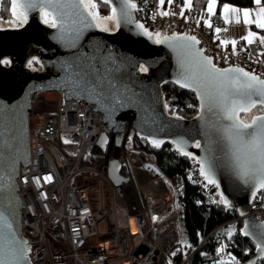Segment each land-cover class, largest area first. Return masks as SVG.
Here are the masks:
<instances>
[{
    "label": "built area",
    "instance_id": "1",
    "mask_svg": "<svg viewBox=\"0 0 264 264\" xmlns=\"http://www.w3.org/2000/svg\"><path fill=\"white\" fill-rule=\"evenodd\" d=\"M131 2L137 5L134 21L147 31L159 37L185 31L200 42L218 68L235 65L264 79V45L258 41L249 44L244 38L235 45L222 43L214 31L228 23L219 11L210 14L192 5L189 8L184 0H174L171 5L165 0L163 7L159 0ZM161 11L170 14L162 16ZM53 93L57 97H52ZM93 105L86 107L80 98H66L64 90L32 95L28 116L30 163L20 166L16 178L24 205L21 226L31 245L32 264L189 262L209 235L198 245L185 239L183 211L175 189L153 157L135 148L132 125H126L121 142L113 143L107 158L110 142L104 148L99 143L108 130L100 125L103 114ZM106 158L107 164H102ZM113 160L120 165L124 179L120 183L109 175ZM251 211L248 215L264 222V189L256 190ZM215 254L223 260L233 259L224 245Z\"/></svg>",
    "mask_w": 264,
    "mask_h": 264
},
{
    "label": "water",
    "instance_id": "2",
    "mask_svg": "<svg viewBox=\"0 0 264 264\" xmlns=\"http://www.w3.org/2000/svg\"><path fill=\"white\" fill-rule=\"evenodd\" d=\"M109 5L115 6L119 15V0H112ZM133 10L130 17L127 20L121 18L119 26L112 31H105L92 21V26L83 28L76 38L72 32H65L59 18L57 27L44 23V15L39 9L28 10L27 21L23 24L0 25V60L10 61L0 63V131L5 143L11 145L4 149L5 157L14 155L15 158L14 171L10 172L7 159L0 161V168L15 182V227L19 236L28 242L21 226L20 210L24 205L18 194L16 178L20 166L30 163L28 116L32 95L65 90L66 98H80L86 102V107L93 103V109L103 114L100 125L108 131L102 135L99 144L104 148L110 142L107 158L114 138L118 145L121 131L130 124L133 126L131 136L137 131L151 141H170L180 152L193 153L200 168L203 166L201 162L214 160L215 166L210 174L219 195L223 201L237 204L243 222L241 234L257 245V235L264 232V222L248 213L252 212L253 195L260 187L258 182L245 183L231 166L226 142L218 132L230 121L221 119L215 110L209 112L204 99L192 87L186 88L197 96L199 112L196 116L179 118L167 110L161 84L166 81L177 83L181 63L188 58L182 50L172 46L174 41L166 38L188 34L174 31L169 36L159 37L161 42L157 43L155 32L147 31L151 36L145 34L147 29H141V23L134 21ZM199 44H195L193 51L212 61L213 57L207 56ZM34 57L41 69L29 65ZM142 65L147 68L146 72L141 71ZM231 68L240 67L231 65L218 69ZM262 114L264 112L255 115ZM108 132H111L110 138ZM197 142L201 145L199 148L195 146ZM114 155H118L117 147ZM107 158L102 164H107ZM119 171V163L111 161L109 175L115 183L124 180ZM4 208L5 201L0 199V210ZM246 230L251 234L245 235ZM27 246L31 247L30 244ZM258 258H264V254L257 249L252 258L237 264H255ZM29 261L32 264L30 257Z\"/></svg>",
    "mask_w": 264,
    "mask_h": 264
},
{
    "label": "snow or ice",
    "instance_id": "3",
    "mask_svg": "<svg viewBox=\"0 0 264 264\" xmlns=\"http://www.w3.org/2000/svg\"><path fill=\"white\" fill-rule=\"evenodd\" d=\"M173 2L174 0H168L169 5ZM184 2L189 8L191 7L192 0H184ZM100 3L108 6L112 0H100ZM159 3L163 7L165 0H159ZM215 3L216 0H210L208 12L213 11ZM256 3L259 4L260 0H256ZM119 4V15L117 8L113 6L110 16L101 17L98 12L97 0H11L10 11L13 19L9 23L23 24L27 21L28 10L39 9L44 15V23L57 27L59 18L65 32H72L73 38H76L83 28L92 26V21L96 22V26L107 24L108 21H113L119 26L120 19L127 20L131 15V9L137 7L131 0H119ZM229 11L236 12L237 9L225 6L224 12L228 13ZM159 14L168 16L170 13L161 11ZM243 15L247 18L250 13L245 11ZM224 19L228 21L229 18L225 15ZM245 22H254L258 27L264 29V8L260 9L257 20L248 21L246 19ZM139 27L144 28L142 24ZM208 27H212L210 22ZM215 31L219 33L221 29L216 28ZM145 34L152 35L147 30H145ZM252 35L254 34L250 33V36ZM166 39L174 41L172 46L182 50L185 57L188 58L181 63L177 83H180L181 87H192L193 90L198 91L209 112L215 110V114L221 119L230 121L227 125H222L218 132L221 139L226 142V154L232 168L245 183L258 182L259 187L264 189V114L253 115L250 121H246L240 116V113H251L253 109L257 108L264 112V80L241 68L227 70L216 68L210 58L203 57L200 52L193 51L195 44L199 43L194 36H175ZM245 39L249 44L253 42L248 37ZM156 42H161L158 33ZM260 42L264 43V37L260 38ZM231 43L235 45L236 41ZM0 63L7 64L10 61L0 60ZM141 71L146 72L147 68H141ZM65 143H70V141H65ZM152 143L156 147L160 146L159 141L153 140ZM195 146L199 148L201 145L197 142ZM6 147H11L10 142L5 143L3 132L0 131V161L7 159L9 170L12 172L14 171L15 158L14 155L5 157L4 149ZM179 147L180 145H178ZM183 154L190 155L187 152ZM201 163L203 165L200 168L201 175L208 183L215 184L216 182L210 174L215 166V161L209 160ZM44 179L48 180L51 177ZM33 180L38 181L39 178L33 177ZM14 192V179L11 176H6L3 168H0V199L5 201L4 210H0V264H30L28 253L31 249L27 246V241L19 236L18 229L15 227L17 213ZM224 203L227 201L225 200ZM244 234L250 235L251 233L246 230ZM257 239L259 240L257 249L264 254V232L258 234Z\"/></svg>",
    "mask_w": 264,
    "mask_h": 264
},
{
    "label": "trees",
    "instance_id": "4",
    "mask_svg": "<svg viewBox=\"0 0 264 264\" xmlns=\"http://www.w3.org/2000/svg\"><path fill=\"white\" fill-rule=\"evenodd\" d=\"M209 0H192L194 9H206ZM255 0H218L219 8L224 3L240 7H253ZM100 9L110 10L111 6L100 3ZM102 6V7H101ZM11 0H0V17L7 19L11 15ZM31 65L41 68L34 57ZM142 68L144 66L142 65ZM168 113L179 118H192L199 112L196 94L186 87L166 81L161 84ZM245 113H241L244 116ZM257 114V113H256ZM243 118V117H242ZM111 133V132H110ZM133 145L149 153L161 171L170 179L179 204L183 211V225L191 245H198L208 236L189 262L184 264H233L216 256L215 250L224 245L230 250L231 257L238 262H246L257 252V245L241 234L242 219L236 204L224 203L215 184L208 183L200 173L197 158L193 153L184 155L170 141H163L156 147L151 140L135 131ZM194 168V169H193ZM238 218V230L231 233L228 222ZM255 264H264V258H258Z\"/></svg>",
    "mask_w": 264,
    "mask_h": 264
},
{
    "label": "rangeland",
    "instance_id": "5",
    "mask_svg": "<svg viewBox=\"0 0 264 264\" xmlns=\"http://www.w3.org/2000/svg\"><path fill=\"white\" fill-rule=\"evenodd\" d=\"M98 3V2H97ZM210 3V0L208 1V4ZM208 4L206 9H204L205 11H208ZM100 5V4H99ZM227 6L230 9H237L236 12H231L229 11L228 13L224 12V7ZM102 7V6H101ZM217 7H218V1L216 0L215 3V7L213 8V11L210 14L216 13L217 11ZM221 14L225 17V15L228 16V26L225 28H222L221 31L219 33H217L215 31V37H219L222 41V43L225 44V42L229 43L232 41H237L241 38L248 37L250 38L252 41H258L260 42V38L264 37V29H261L260 27H258V25L254 22L249 23V22H245V20L247 19L248 21H255L259 18V14H260V9L264 8V0H260V3L257 4L256 0L254 1V6L253 7H240L231 3H224L221 5ZM245 11H248L250 13V15L245 18L243 13ZM98 12L100 14L101 17H106V16H110L112 13L110 10H105V9H100V6L98 8ZM13 19L12 16H8L7 19L5 18H1L0 17V25L1 26H6V25H19V24H14V23H9V21H11ZM103 28H107L108 30H114L116 28V24L113 21H108L107 24H100ZM250 33H253L254 35L250 36ZM247 40V39H246ZM248 41V40H247ZM264 45V43H262ZM30 65V64H29ZM33 69H41L38 68L35 65H30ZM56 95V96H55ZM52 97H57L56 93H53V95H51ZM261 112L259 110V108L257 109H253L251 113H245L243 118L247 121H250L251 117L253 115H255L256 113ZM121 203L123 205H125V202L122 198H119ZM234 203V202H233ZM235 204V203H234ZM235 219V218H234ZM232 219V220H234ZM231 220V221H232ZM228 229L231 233L236 232V230H238V219L235 222H230L228 224ZM186 234H185V239H186ZM230 257V256H229ZM230 262H232L233 264H237L240 263L237 260L235 261L234 259L230 260Z\"/></svg>",
    "mask_w": 264,
    "mask_h": 264
},
{
    "label": "crops",
    "instance_id": "6",
    "mask_svg": "<svg viewBox=\"0 0 264 264\" xmlns=\"http://www.w3.org/2000/svg\"><path fill=\"white\" fill-rule=\"evenodd\" d=\"M218 1V0H217ZM217 12L219 11V12H221V8H219V4H218V7H217V10H216ZM222 13V12H221ZM214 33H215V31H214ZM225 44H232L231 42H229V43H225Z\"/></svg>",
    "mask_w": 264,
    "mask_h": 264
},
{
    "label": "bare ground",
    "instance_id": "7",
    "mask_svg": "<svg viewBox=\"0 0 264 264\" xmlns=\"http://www.w3.org/2000/svg\"><path fill=\"white\" fill-rule=\"evenodd\" d=\"M65 91V90H64ZM47 92H50V91H47ZM82 100V99H81ZM30 115V114H29ZM124 131V130H123ZM123 131H121V133H123ZM110 133V132H109ZM114 142H115V138H114ZM254 196V195H253ZM252 201H253V199H252ZM235 203V202H234ZM252 203V202H251ZM236 204V203H235ZM236 206H237V204H236Z\"/></svg>",
    "mask_w": 264,
    "mask_h": 264
},
{
    "label": "flooded vegetation",
    "instance_id": "8",
    "mask_svg": "<svg viewBox=\"0 0 264 264\" xmlns=\"http://www.w3.org/2000/svg\"><path fill=\"white\" fill-rule=\"evenodd\" d=\"M260 113H263L262 111L261 112H258L257 114H260ZM243 116L241 115V118H242ZM242 119H244V118H242ZM247 121V120H246Z\"/></svg>",
    "mask_w": 264,
    "mask_h": 264
}]
</instances>
